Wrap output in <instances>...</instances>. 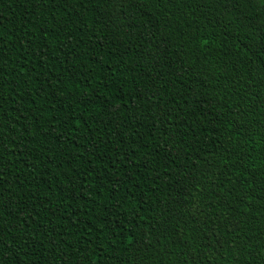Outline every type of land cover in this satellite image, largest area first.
I'll return each instance as SVG.
<instances>
[{
	"label": "trees",
	"instance_id": "trees-1",
	"mask_svg": "<svg viewBox=\"0 0 264 264\" xmlns=\"http://www.w3.org/2000/svg\"><path fill=\"white\" fill-rule=\"evenodd\" d=\"M0 264H264V0H0Z\"/></svg>",
	"mask_w": 264,
	"mask_h": 264
}]
</instances>
